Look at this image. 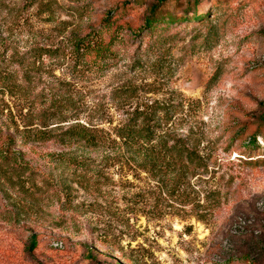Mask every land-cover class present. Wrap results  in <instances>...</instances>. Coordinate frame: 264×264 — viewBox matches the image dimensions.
<instances>
[{"label": "rangeland", "instance_id": "374dc122", "mask_svg": "<svg viewBox=\"0 0 264 264\" xmlns=\"http://www.w3.org/2000/svg\"><path fill=\"white\" fill-rule=\"evenodd\" d=\"M119 1L0 0V71L17 69L0 83V129L85 124L88 113L116 125L151 106L205 167L182 178L179 195L170 187L180 171L168 158L74 163L60 155L67 148L34 143L37 163H21L32 171L23 188L0 172V264H264V161H245L264 155V141L246 153L248 139H239L242 126L250 132L264 117V0L171 2L163 12L195 9L207 20L149 33L135 17L114 42L104 36L103 51H77V38L96 44L90 27ZM37 46L58 53L36 61ZM12 56L28 64L19 71ZM120 85L134 87L130 100L111 99ZM77 155L85 162L89 152Z\"/></svg>", "mask_w": 264, "mask_h": 264}, {"label": "trees", "instance_id": "16d2710c", "mask_svg": "<svg viewBox=\"0 0 264 264\" xmlns=\"http://www.w3.org/2000/svg\"><path fill=\"white\" fill-rule=\"evenodd\" d=\"M176 3L178 7L180 0H155L147 3L145 0H123L119 1L116 8L108 13L107 19L101 21L99 26L90 27V35L93 38H98L94 44L93 39L88 42L81 41L77 38L75 41L76 50L82 47L84 50L103 51L106 48L104 36H109L114 42L118 39V35L123 32L125 26H128V21L133 18L139 19L141 26L138 30H144L149 33L156 32L158 29H166L170 24L182 21L204 22L207 20L206 14L192 11H178L176 13L163 12V8L168 3ZM187 5L195 4L198 0H185ZM146 6L145 11L141 14L139 11ZM187 8V7H186ZM181 12V13H180ZM135 29H131V32ZM58 53L57 48L40 47L33 49L31 54L34 59H41L42 56L54 57ZM10 61L12 64H17L21 69L26 66V59L23 56H12ZM15 70H1L0 83L8 84L13 79ZM31 75L25 73L24 79L28 81ZM48 90H53V87H48ZM135 94V89L132 86L120 85L112 90V100L119 102L121 100H130ZM147 106V105H145ZM151 106H148L149 109ZM147 108L141 110L133 109L130 115L122 122L112 125V121L108 115L100 113H88L85 124L75 121L68 124L60 125L66 120L57 121L55 126L47 129L46 124L39 127L27 128L16 122L14 128L2 130L0 129V169L1 175L9 186L23 188L22 179L25 174L32 175V171L27 168L26 164L21 163H37L34 153V143H44L52 141L55 144L65 147L68 151L60 155H71L74 163H134L136 157L134 154H140L151 160V163H157L158 159H167V163L174 170H179L177 183L170 187V192L173 194H183L185 192L182 178L193 177L200 175L199 169L205 167L204 159L199 154L198 149L186 140H175L169 133L168 129L163 130L160 127V122L151 117L150 112L147 113ZM160 111L159 109L152 112ZM44 110L40 111V115L44 114ZM94 112V110H92ZM77 119V118H76ZM105 124H108L105 127ZM247 127L242 126L239 139L247 140L245 145L246 153L256 150L259 147L257 137L260 136L264 141V117L258 122L256 128L250 132H246ZM88 151L89 155L84 160L82 156H78V152ZM28 156V157H27ZM50 156V155H49ZM262 157L252 158L248 156L246 162H257ZM52 160L51 156L43 159L45 163ZM39 244L38 236L31 234L29 237L26 249L32 253Z\"/></svg>", "mask_w": 264, "mask_h": 264}]
</instances>
